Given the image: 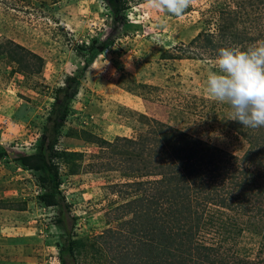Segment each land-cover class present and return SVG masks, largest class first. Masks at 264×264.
Instances as JSON below:
<instances>
[{
    "label": "rangeland",
    "instance_id": "obj_1",
    "mask_svg": "<svg viewBox=\"0 0 264 264\" xmlns=\"http://www.w3.org/2000/svg\"><path fill=\"white\" fill-rule=\"evenodd\" d=\"M112 1L0 0V264H63L69 240L67 264H152L156 243L160 264H264V127L207 90L220 49L264 42V0ZM44 142L58 186L23 164ZM200 182L213 199L188 201Z\"/></svg>",
    "mask_w": 264,
    "mask_h": 264
},
{
    "label": "clouds",
    "instance_id": "obj_2",
    "mask_svg": "<svg viewBox=\"0 0 264 264\" xmlns=\"http://www.w3.org/2000/svg\"><path fill=\"white\" fill-rule=\"evenodd\" d=\"M190 0H153V7L182 15ZM207 90L234 111L232 119L242 126L264 127V42L246 50L222 48L216 69L207 77Z\"/></svg>",
    "mask_w": 264,
    "mask_h": 264
},
{
    "label": "trees",
    "instance_id": "obj_3",
    "mask_svg": "<svg viewBox=\"0 0 264 264\" xmlns=\"http://www.w3.org/2000/svg\"><path fill=\"white\" fill-rule=\"evenodd\" d=\"M112 6H113V9L115 10V12H118V9H120V0H113L112 1ZM62 90L63 89H60V88H58L56 90V94H55V97H54V104H53V107H52V110H51L52 112L48 115L47 124L45 126V133H44L45 136H46V134H49V135L53 134V125L52 124H53V119L55 118V112L54 111L59 106V103L61 101V92H62ZM64 117H65V115L62 114L61 119L63 120ZM64 153H66V152H60L59 150H57L55 148V146H50V147L48 145L46 146V142H44V143L41 144V146L39 148V151L36 153V156H35L34 160L29 161V160L25 159L23 164H25L27 166H30V167H32V168H34L36 170H43V169H45V165H46V167L49 168V172L51 173V176H50V179H49V177H47V175H44V176L41 177V180L43 182L51 181V183L54 186H58L59 181H60L59 180L60 176H59V172H58L59 170H58V167L56 166V164L53 162V159L64 157ZM202 159L200 161L198 160L199 165L194 166V170H193L194 174L193 173L187 174V176H189V177L195 176V179L200 180L197 177L201 173V172L199 173V169H201L203 171V173H204V170L207 167L206 165H208V163H205ZM204 167H205V169H204ZM44 171H46V170H44ZM156 181H158V183H162V180H156ZM202 183L203 182L197 183L195 185V188L190 190L189 193H186L187 196H188V201L192 202V201L195 200L196 202L201 201V202L207 203V202H209V200L213 199L211 196L208 197L209 196L208 193H202V189H204V187L206 186L205 183L204 184H202ZM191 188L187 187V190L191 189ZM191 196L194 197V198H192ZM157 199H159V198L157 197ZM43 200H44V202L47 205H57L58 206V204H59V201H58V198H57L56 194L55 195L54 194H46V195H44ZM187 207L189 209H191L190 206H187ZM170 214H172V212H171L170 209H168V211L164 212V215H165L164 218L162 217V215H160V216H158L157 214L154 215V219H153L154 222L152 221L153 222L152 230L154 231L153 232L154 235H155L156 232H159L157 227H155V225H158L157 223L159 221H163V223L166 224L167 229H168V227L170 229H173L172 224H169V220H168V218L170 217ZM194 218H195V220L197 222L194 221L192 215L188 216V215L185 214V216L183 217V222L181 220V228L184 227L183 223H184L185 226H188V227H191V225H193L195 223L198 225L200 223L198 221L199 218L198 217H194ZM155 221H156V224L154 225ZM177 222H178V220H177ZM208 225L209 224H203V227L204 226L208 227ZM153 233H152V235H153ZM154 235H153V239H154V243H155L156 242V238L154 237ZM178 235L180 237V234H177V236ZM182 245H184V243ZM65 246H66V250H62L61 251V256H60L61 262L63 264H67V261L65 260V255H64L66 253V251H67V254L69 256L73 257L74 240L73 241L69 240L66 243ZM156 246L159 247V248H157V253L154 255V257H153V255L151 257L153 259L152 261H154V263H152V264H155V263H159L160 264V257H163L164 255L167 256L166 254L168 253L167 252L168 248L166 246H164V248H163V246L159 245L158 243H156L155 247ZM160 248H162L163 251H161ZM181 262H183V261L181 260V261H178V262H174L173 264H181Z\"/></svg>",
    "mask_w": 264,
    "mask_h": 264
}]
</instances>
